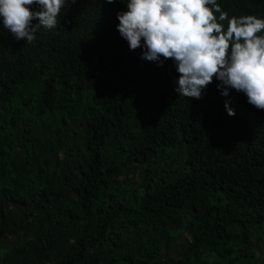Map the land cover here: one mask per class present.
Here are the masks:
<instances>
[{
  "label": "trees",
  "instance_id": "16d2710c",
  "mask_svg": "<svg viewBox=\"0 0 264 264\" xmlns=\"http://www.w3.org/2000/svg\"><path fill=\"white\" fill-rule=\"evenodd\" d=\"M101 1L31 44L0 27V264H247L264 111L215 80L178 96L171 60L129 50L125 5ZM218 3L264 17V0Z\"/></svg>",
  "mask_w": 264,
  "mask_h": 264
},
{
  "label": "clouds",
  "instance_id": "9594fccd",
  "mask_svg": "<svg viewBox=\"0 0 264 264\" xmlns=\"http://www.w3.org/2000/svg\"><path fill=\"white\" fill-rule=\"evenodd\" d=\"M74 2L0 0V27L31 44L38 29H55ZM120 2L125 8L115 13L112 35L125 40L129 50L140 48L142 59L158 65L171 60L178 96L199 99L215 80L222 96L228 97L229 90L242 93L248 104L264 111V17L228 16L218 0ZM229 105L225 99L224 109L233 116Z\"/></svg>",
  "mask_w": 264,
  "mask_h": 264
},
{
  "label": "rangeland",
  "instance_id": "374dc122",
  "mask_svg": "<svg viewBox=\"0 0 264 264\" xmlns=\"http://www.w3.org/2000/svg\"><path fill=\"white\" fill-rule=\"evenodd\" d=\"M251 253V258L248 264H257L264 255V224L256 229L252 236V242L247 247Z\"/></svg>",
  "mask_w": 264,
  "mask_h": 264
}]
</instances>
